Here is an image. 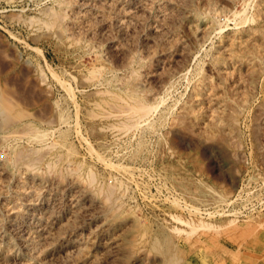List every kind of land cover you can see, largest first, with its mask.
<instances>
[{
	"label": "rangeland",
	"instance_id": "rangeland-1",
	"mask_svg": "<svg viewBox=\"0 0 264 264\" xmlns=\"http://www.w3.org/2000/svg\"><path fill=\"white\" fill-rule=\"evenodd\" d=\"M0 264H264V0H0Z\"/></svg>",
	"mask_w": 264,
	"mask_h": 264
}]
</instances>
